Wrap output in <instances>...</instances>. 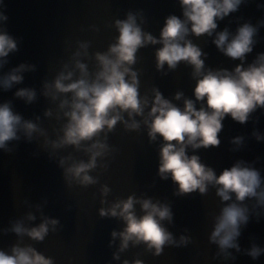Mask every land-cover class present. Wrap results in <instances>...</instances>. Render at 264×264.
<instances>
[{
    "label": "clouds",
    "instance_id": "9594fccd",
    "mask_svg": "<svg viewBox=\"0 0 264 264\" xmlns=\"http://www.w3.org/2000/svg\"><path fill=\"white\" fill-rule=\"evenodd\" d=\"M180 2L184 19L177 15L166 18L159 38L162 47L156 52L157 68H162L165 63L169 68H175L179 61L192 64L194 75L199 77L193 92L196 100L204 101L206 107L197 108L192 99H185L181 108L154 89L155 95L148 113L150 120L145 123L149 126V136L152 139H156L157 134L163 138L158 172L162 178L171 177L178 186L179 194L191 193L197 189L204 193L208 185L213 184L219 186L216 191L221 199L230 201L216 217L209 237L218 245L220 252L230 256L228 249L240 250L237 238L241 234V226L246 225L249 220V210L241 202L246 197H256L257 202L264 205V187H261L264 179L257 168L244 161H237L217 175L212 167L201 162L199 155H189L186 149L188 146L194 149L218 146V133L226 115L243 123L258 106L264 107V53H260L247 67L238 64L232 71L219 69L203 72L201 49L185 38L187 33L191 31L197 36L204 33L211 35L217 28V19L237 10L242 0ZM3 3L4 0H0V5ZM7 20V14L0 10V22ZM115 23L119 35L106 52L95 53L97 69L94 72L90 73L88 65L78 58L82 54L78 49L74 53L76 59L73 70L61 71L53 81L44 82L43 95L51 96L53 100L61 94H71L70 99H60L59 108L64 110L67 121L62 127V135L51 141L54 148L64 145L80 147L82 141L93 140L102 131L113 129L118 121L123 120V112L127 111L129 117L134 113L142 114L149 103L147 98L139 96L137 73L130 65L135 63L138 48L149 42L157 43V38L142 31L134 14L129 13L126 19ZM256 32V26L245 22L237 28L235 34H231L227 28L217 32L214 43L227 56L243 60L245 54L252 51ZM87 48V42L80 44V49L85 50L84 55H87ZM16 49V39L5 27L0 26V67L6 63L8 54ZM34 67L21 63L12 68L0 76V88L7 90L14 84L21 83L24 73ZM75 70L79 71V75L73 78ZM36 94V89L32 87H20L15 92V96L24 99L26 103L32 102ZM181 95L182 93L177 92V99ZM45 114L51 115V110ZM126 126L136 128L139 125L133 120ZM21 132L31 139L35 132L43 134V129L33 120L24 119L14 111L10 101L0 103V148H5L8 141L19 139ZM256 138L264 139L260 135ZM234 140L239 144L242 137L237 136ZM107 149L108 145L104 141L93 140L86 148L90 153L89 159L86 162H73L65 169L66 174L69 178L78 179L81 184L95 183L89 170L96 166L97 157L103 156ZM61 163L64 161L61 160ZM109 190L107 185L102 188L104 194ZM136 203H140L142 215L136 214ZM100 214L119 216L125 221L123 231L112 232L113 237H121V251L128 247L130 240L133 243L145 242L149 249H155L156 255L162 252L166 243H175L172 233L161 223L172 217L170 207L166 204L153 202L150 198L137 200L129 196L114 202L108 209L101 208ZM30 218L34 219L31 215ZM57 223L56 219L46 218L39 225L26 228L18 222L13 225V231L17 234L27 233L35 240H43L49 231V225L54 229ZM187 240V237L181 236L180 243H186ZM246 251L256 259L264 253V247L253 244ZM114 255L118 258V254ZM0 264H53V260L34 247L15 245L11 253L0 250ZM124 264H128V261H124ZM135 264L143 262L136 260Z\"/></svg>",
    "mask_w": 264,
    "mask_h": 264
},
{
    "label": "water",
    "instance_id": "95a60500",
    "mask_svg": "<svg viewBox=\"0 0 264 264\" xmlns=\"http://www.w3.org/2000/svg\"><path fill=\"white\" fill-rule=\"evenodd\" d=\"M260 53H264V37ZM257 135L264 137V107L261 106L249 114L246 122L241 123L238 136L242 137V141L239 144L235 143L228 167L237 161H244L257 168L262 179H264V139L257 140ZM261 187H264V182H262ZM229 202L223 201L220 196L218 197L194 264H264V253L253 259L246 251L253 244L264 247V205L259 204L256 197H246L241 202L249 210V220L246 225L241 226V234L237 238L240 244L239 251L234 248L228 249L231 255L225 256L224 253L220 252L218 245L209 239L216 217L222 207Z\"/></svg>",
    "mask_w": 264,
    "mask_h": 264
}]
</instances>
